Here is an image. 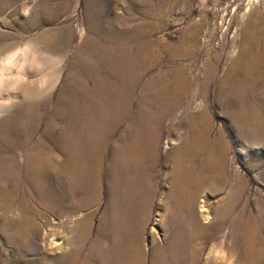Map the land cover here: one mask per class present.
I'll use <instances>...</instances> for the list:
<instances>
[{
	"label": "bare ground",
	"instance_id": "1",
	"mask_svg": "<svg viewBox=\"0 0 264 264\" xmlns=\"http://www.w3.org/2000/svg\"><path fill=\"white\" fill-rule=\"evenodd\" d=\"M143 55L144 53L132 55L130 63H127L131 67L128 70L132 75L129 84L131 93H128L127 100L131 105L128 110H132L134 99H138L139 104L143 102V113L139 112L140 122L134 127L136 129L133 128V132L118 135L119 131L113 137L109 151L112 160L108 164L102 159L105 150L100 151V148L110 139L105 142V139L93 140L88 136L82 138L83 146L79 144V152L71 155V158L79 157L78 161L70 163L68 160L70 164L66 162L62 172L46 165L34 168V164H23L19 160L21 154L17 153L20 150L15 152L20 146V135L17 132L11 134L13 138L10 141H4L8 149L4 153L0 151V236L3 245L7 244L9 253L0 248V264H227L243 261L264 263V200L259 199L251 203L245 197L246 181L237 165L238 160L244 156L238 146L230 144L224 126L221 129L214 128L211 135V105L201 107L197 110H202L199 113L193 109L188 111V120L183 125H168L165 117L168 113L176 118L181 109L190 108L186 96L190 93L192 81H196L197 95L207 99L210 94L215 98V105L221 111L220 115L224 116L225 122L232 124L238 134L237 143L239 140H246L250 144L264 143V52L244 56L246 60L241 59L234 65L231 72L220 80L217 89L211 92V82L208 78L199 80L197 76L190 77L184 69L176 73L172 70L171 74L174 75L170 77L171 86L168 85L167 89L161 86L166 80L162 75L142 86L146 73L156 64ZM27 56L36 63L37 56L32 48H28ZM47 60H43L41 67L38 65L45 80L50 75L47 70L50 61ZM122 61L123 59L121 63ZM1 76V93L18 87L24 90L27 101L43 92L39 89L37 93L34 87L36 84L23 85L17 77L3 81ZM47 81H52L51 76ZM49 82L42 84L48 85ZM163 94L166 95L165 98ZM158 96L162 99L158 107L165 114L161 117L159 115V127L155 126L156 113L151 111L156 107L154 101ZM115 100L117 116L121 117L122 113L127 111V103H122L116 95ZM7 105L9 104L0 105V114L6 111ZM176 111L178 112L175 114ZM116 122L121 125L123 121ZM167 127L174 133L184 130L185 139L181 146L174 148L165 157V162L170 164V171L158 172L157 167L162 160L159 153L160 140ZM5 131L0 130V142L3 134L10 136V133L6 134ZM20 137L22 139L25 136ZM28 138L30 137L27 136ZM255 150L252 149L253 156L259 154ZM233 152L235 155L231 157ZM25 156L31 158L33 155L28 152ZM35 157L38 156L33 158ZM254 157L264 161L263 154L261 157ZM3 160L7 162L2 164ZM4 169L8 171L3 172ZM38 171L44 173L46 187L36 186L30 180L29 176H35ZM58 171L62 173L61 177ZM80 178L82 181L78 186L74 181ZM12 179V185H3L4 181ZM206 195L207 197H204ZM104 198L107 200L106 211L100 219V225L94 226ZM210 198L212 203L207 201ZM156 212L157 222L164 233L159 241L158 236H155L157 233L153 230L152 247L148 250L144 247L143 235ZM226 229L229 234L224 235ZM107 242L109 246L105 245ZM218 251L223 254L218 255Z\"/></svg>",
	"mask_w": 264,
	"mask_h": 264
},
{
	"label": "rangeland",
	"instance_id": "2",
	"mask_svg": "<svg viewBox=\"0 0 264 264\" xmlns=\"http://www.w3.org/2000/svg\"><path fill=\"white\" fill-rule=\"evenodd\" d=\"M140 40L141 42H139ZM28 48H32L33 52L35 51L36 63L34 59L30 60L27 56ZM122 51L127 52L123 53ZM262 52H264V0H0V76L2 75L3 81L17 77L23 85L26 83L36 84L34 87H36L37 93L39 89L40 92L45 91L39 93L36 98L27 101L24 90L18 87L8 92H0V105L9 104L6 111L0 114V130L8 129L10 131H5L6 134L10 133V136L2 135L0 151L1 153L7 151L5 142L13 138L11 135L13 132H17L20 136H25L22 139L19 136L20 146L15 149V152L20 150L17 153L21 154L19 160L23 164H34V168H37L38 165H46L62 172L68 160L70 163L71 161L72 163L78 161L79 157L71 158V155H76L79 152V147L83 146L81 139L88 136L93 140L96 138L98 140L105 139V142L106 139H110L100 148V151L105 150L102 159H104L105 164H108L112 160V154L109 151H111L110 145L113 137L119 131L118 135L133 132L136 129L134 127L139 125L140 114L143 113V102L139 104L138 99H134V107L131 111H129L131 104L127 102L128 93H131L129 92L131 88L129 84L132 75L131 71L128 70L131 68L128 64L130 63L129 59L133 57L132 55L137 56L144 53V57L150 59V62L156 63L146 73L142 86L160 75L164 80L166 79L161 86L164 88L168 85L171 86L170 77L174 75L171 73L184 69L183 71L188 73L190 77L197 76L199 80L208 78L211 82L209 89L211 92L217 89L220 80L231 72L234 65L238 64L241 59L246 60L244 56ZM45 58L48 59V62L50 61V65L47 66L48 68H43H47L49 71L47 72L51 76V82L47 81L49 76L46 77V80L42 77L43 72H40L41 69H39ZM121 58L123 63H121ZM108 66L109 68H107ZM42 80L44 81L42 82ZM46 82L49 83H47L48 85L45 84V87L42 83ZM190 88V93L186 96V102L190 108H183L180 112H178L179 110L176 111L175 114L178 112L176 118L168 115V113L166 116L158 107V103L162 99L159 96L155 98L154 106L157 108L151 109L154 114L156 113L155 126L158 125L159 119L163 115L167 117L168 125L175 123L183 125L187 122L188 113L191 109L199 113L202 110L199 112L197 110L206 104H210L213 115L211 135H213L214 128L221 129L224 126L228 141L231 145L238 146L244 156L238 160L237 165L246 181L245 197L251 203L259 199L264 200V161L261 162L254 157L264 155V143L250 144L246 140H239L237 143L238 134L233 129L232 124L225 122L224 116L220 115L221 111L215 105V98L211 97L210 94L207 99L197 95L198 84L196 81H192ZM113 91H116L115 94ZM115 95L122 103H127V111L122 113L124 116H117ZM127 96L128 98H126ZM165 96L163 94V98ZM196 98L198 99L196 100ZM14 102L16 103L14 104ZM110 105L113 108L109 107ZM137 106L139 107L137 108ZM122 117L124 118L121 119ZM116 120L123 121L122 126L117 125ZM159 126L160 124L157 127ZM27 136L30 138L27 139ZM162 136L159 152L162 160L157 169L159 168L158 172H168L170 171V164L165 162V157L174 148H178L184 143L185 131L180 130L178 133H174L167 127ZM253 148L259 153L258 155H252ZM28 152L33 155L31 158L25 156ZM129 155L131 156L132 153ZM234 155V152L230 154L231 157ZM34 156L38 157L34 159ZM5 162L7 161L3 160L2 164ZM69 162L68 164H70ZM6 170L2 171L7 172L8 170ZM59 171L58 174L61 177L62 173ZM35 176H29L30 180L36 186L46 187L44 173L38 171ZM81 181L80 178L74 182H77L79 186ZM11 182L13 183V179L4 181L3 185H12ZM201 199L199 200L201 201ZM106 201L104 198L99 206L94 226H99L101 223L100 219L107 208ZM207 201L208 203L213 202L211 198ZM157 212L152 216L143 235L144 247L148 250L152 247L153 238L151 234H153V230L157 233L155 236H158L159 241H161L164 233L157 222ZM53 218L56 222L58 221L55 216ZM228 231L226 229L224 235L229 234ZM105 245L109 246V242ZM3 246V240L0 236V248L9 253V250L6 249L7 244ZM217 254L223 253L218 251ZM227 264L264 263L243 261Z\"/></svg>",
	"mask_w": 264,
	"mask_h": 264
}]
</instances>
